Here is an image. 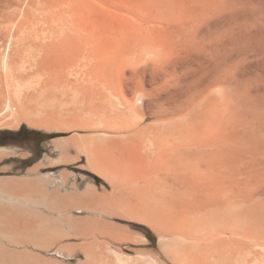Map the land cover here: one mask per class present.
<instances>
[{"label": "bare ground", "instance_id": "obj_1", "mask_svg": "<svg viewBox=\"0 0 264 264\" xmlns=\"http://www.w3.org/2000/svg\"><path fill=\"white\" fill-rule=\"evenodd\" d=\"M22 124L59 137L0 175V264H264V0H0Z\"/></svg>", "mask_w": 264, "mask_h": 264}, {"label": "rangeland", "instance_id": "obj_2", "mask_svg": "<svg viewBox=\"0 0 264 264\" xmlns=\"http://www.w3.org/2000/svg\"><path fill=\"white\" fill-rule=\"evenodd\" d=\"M21 128H23V131L18 132ZM8 130L13 131L15 135H19V133H22V132L27 133L32 139H22L20 137H16L12 139H6L5 141L1 140L0 147H5V148H9L13 150L14 151L13 156L16 158L19 157V154L21 156V154L24 152L28 153L30 158H27L28 160L27 159L24 160L20 158L19 160H15L13 162H11V160L8 161L9 164L13 165L12 170L11 171L9 170L8 172H0V175L17 174V173H20V170L26 169L27 167L33 165L34 162L44 157L46 151L48 150L49 142L53 138L59 137V134L58 136L57 135L55 136V134L46 132L45 130L29 127L27 124H22L18 129H8V128L1 129L0 132L8 131ZM62 135H65V134H62ZM2 166L3 165L0 164V167ZM144 232L151 239L152 246L157 247V244H158L157 236L155 234L150 233L147 229H144ZM78 242L79 241H76V243ZM127 251L129 254L136 255V252L134 250H127ZM50 252L55 253L56 250L53 249V251H50ZM53 257H57L59 260H63L64 258V256L59 253H56ZM85 260H86V257L84 255L76 256L71 261V264L83 263L85 262ZM65 263H68V261H66Z\"/></svg>", "mask_w": 264, "mask_h": 264}, {"label": "crops", "instance_id": "obj_3", "mask_svg": "<svg viewBox=\"0 0 264 264\" xmlns=\"http://www.w3.org/2000/svg\"><path fill=\"white\" fill-rule=\"evenodd\" d=\"M64 243H66V244H71V243H72V244L74 245V244L76 243V241H75V240H72V239H66V240L64 241ZM28 248H29L31 251H34L35 253L42 254V255H44V256L53 257L56 253H59V254L65 256L64 253H60V252H58V249H57L55 246H51V247H48V248H37V247L29 246ZM53 249L56 250L55 253H51V252H50V251H53Z\"/></svg>", "mask_w": 264, "mask_h": 264}, {"label": "trees", "instance_id": "obj_4", "mask_svg": "<svg viewBox=\"0 0 264 264\" xmlns=\"http://www.w3.org/2000/svg\"><path fill=\"white\" fill-rule=\"evenodd\" d=\"M23 131V128H21L18 132ZM2 137V138H1ZM16 137H20L22 139H32L30 138L29 134L27 133H19V135H15L13 131L8 130V131H2L0 132V141H5L6 139H12V138H16Z\"/></svg>", "mask_w": 264, "mask_h": 264}]
</instances>
